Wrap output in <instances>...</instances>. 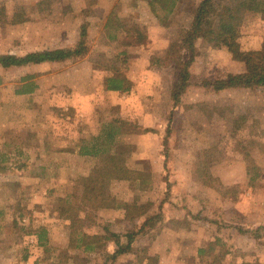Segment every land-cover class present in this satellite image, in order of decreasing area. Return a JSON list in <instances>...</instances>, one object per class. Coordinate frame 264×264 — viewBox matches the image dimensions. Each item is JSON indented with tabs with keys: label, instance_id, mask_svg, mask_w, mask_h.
<instances>
[{
	"label": "rangeland",
	"instance_id": "1",
	"mask_svg": "<svg viewBox=\"0 0 264 264\" xmlns=\"http://www.w3.org/2000/svg\"><path fill=\"white\" fill-rule=\"evenodd\" d=\"M190 1L179 0L168 15L169 25L163 26L151 12V0H0V54L72 46L84 23L95 25L83 58L0 69V205L5 208L2 216L14 219L0 223L11 225L0 245H19L17 261L106 264L103 252L88 253L77 247L82 235L103 234L102 228L91 225L86 216L61 217L59 199L82 194L93 168L88 173L84 170L98 166L99 159L79 155L80 148L91 147L96 136L117 129L118 124L109 123L121 118L136 120L156 133L137 134L134 126H127L116 144L103 141L105 155L115 145L122 151L128 172L120 180L107 176L101 193L121 206H157L171 199L185 208L171 214L175 212L172 204L164 206L170 217H165L151 248L152 254L159 255V263L264 264V242L230 239L234 231L228 230L264 224V88L215 92L202 86L205 79L244 73L246 61L264 59V19L246 14L233 52L200 41L192 86L175 108L171 95L178 76L174 63L167 66L166 57L170 44L180 40L193 22L186 10ZM230 1L216 2L222 8ZM111 13L128 28L116 41H110L99 27ZM136 29L146 40L127 46L129 30ZM153 59L165 60V64L154 65ZM29 75H34L32 81L38 88L30 95H16L26 83L22 79ZM108 77L126 78L131 91H105ZM77 103L82 109L73 106ZM34 105L37 109L28 112ZM50 137H55L58 149L50 155L36 152L29 159L10 155L21 141L43 143ZM3 139L11 143L4 142V147ZM68 150L92 160L85 162L86 168L82 163L75 168L60 158ZM24 160L29 165L23 167ZM248 169L258 175L254 186L249 184ZM137 176L140 180H134ZM174 181L181 184L171 191L167 184ZM124 215L122 209H102L97 221L122 232L126 230ZM42 230L46 234L40 242ZM216 238L223 239L227 248L234 247V252L225 255ZM108 246L110 250L115 247L113 243ZM128 261L122 259L119 264Z\"/></svg>",
	"mask_w": 264,
	"mask_h": 264
},
{
	"label": "trees",
	"instance_id": "2",
	"mask_svg": "<svg viewBox=\"0 0 264 264\" xmlns=\"http://www.w3.org/2000/svg\"><path fill=\"white\" fill-rule=\"evenodd\" d=\"M217 0H192L186 10L192 15L193 22L186 31L182 32L180 40L170 44L167 53V66L174 63L173 68L178 76L177 82L172 89L173 106L176 108L187 89L192 86V70L196 59L199 56L198 44L204 41L208 44L233 52L238 46L241 37V28L245 21L247 13L260 15L264 19V0H233L219 8ZM179 0H151V12L156 19L162 22L163 26L169 25L168 15H172ZM128 28L123 25L118 15L111 13L104 26V32L110 41H116L121 31ZM125 32V31H124ZM131 41L127 46L141 45L146 40L138 29L130 31ZM90 24L84 23L80 28V38L76 44L64 48L46 49L40 51H31L24 55L18 54H0V69L28 68L30 66L65 63L75 61L85 57L90 48ZM128 36V34H127ZM153 59L154 65L165 64V60ZM34 75L24 77L23 87L16 91V95H30L38 88L32 80ZM131 82L126 78L108 77L104 80V89L107 92L126 93L131 91ZM202 86L215 92L254 90L264 88V59L259 62L246 61V71L238 75H228L216 79H205ZM134 124L132 125V122ZM118 124L117 129H111L105 136L98 135L93 139L91 147H82L79 155L89 156L99 159L98 166H95L85 180L81 195H71L68 198H61L59 215L68 218V220L77 219L79 216H86L94 227L102 228L103 234L82 235L78 240V249L83 252H103L105 263L119 264L122 259L128 258L126 264H159V255L152 254L151 248L157 241L160 231L163 229V223L166 217L164 206L166 203L172 204L173 208H178L171 199H163L157 206L153 203L148 205L125 204L121 206L107 199L101 193V186L105 178L110 176L112 180L124 178L128 170L124 167L125 159L122 151L113 146V152L105 155L101 150L103 141L106 140L110 145L116 144L117 137L127 126H134V132L137 134H148L154 132L137 124L133 119H114L109 125ZM169 130V129H168ZM156 133V131L154 132ZM122 134V135H123ZM164 161H167V152L164 155ZM249 184L254 186L258 179L257 174H251L247 170ZM134 180L140 178L134 177ZM144 181H142L143 183ZM181 182L175 181L168 187L178 188ZM169 192V191H168ZM171 193V192H170ZM169 196V195H168ZM102 209H122L125 212L123 223L125 231H114L108 225H103L97 221L98 212ZM197 218V217H195ZM234 231L229 238L245 236L254 239L257 242H264V224L255 228H244L242 226H233L228 229ZM37 234V233H36ZM46 234L42 230L39 235V241ZM109 243L115 245L113 250L108 247ZM216 244L224 249L225 255H231L234 247L227 248L223 239L216 238ZM134 258V260H132Z\"/></svg>",
	"mask_w": 264,
	"mask_h": 264
},
{
	"label": "crops",
	"instance_id": "3",
	"mask_svg": "<svg viewBox=\"0 0 264 264\" xmlns=\"http://www.w3.org/2000/svg\"><path fill=\"white\" fill-rule=\"evenodd\" d=\"M112 10V9H111ZM103 21V20H102ZM107 22V21H106ZM89 23V22H88ZM90 24V23H89ZM106 24V23H105ZM105 24H104V22H103V24L102 23H100V25H99V27H100V29H104V26H105ZM93 26H95L94 24H92L91 26H90V28L92 29V27ZM112 93H118V92H112ZM75 108H81V106L77 103V104H74L73 105ZM36 110L37 109V106H33V107H30V108H28L27 110H28V112L30 111V110ZM82 109V108H81ZM4 140V139H3ZM45 142H43V143H40V142H37V143H30V142H26V141H21L20 143H18V145L17 146H15L14 147V150H15V153L14 154H11L10 153V155H15V157H18L19 159L20 158H23V157H26V158H28L29 159V156L30 155H34L36 152H40V155L41 156H44L45 155V153L47 154V155H50L51 153H53L55 150H58V149H56V140H55V137H50V138H48V139H46V140H44ZM4 142H10L11 143V141H9V139H6V140H4L3 141V145H4V147L6 146V143L4 144ZM9 143V144H10ZM2 157H4V155H1ZM61 159H68V161H70L73 165H74V167L75 168H77L78 166V164L79 163H82V165H81V167H84V168H86V164H85V162L86 161H91L92 159L91 158H86V157H81V156H79L76 152H74L73 150H68V153H65V155L63 156V157H60ZM31 161V160H30ZM24 163H23V167H25V166H27V165H29V163L26 161V160H24L23 161ZM32 162H33V160H32ZM31 162V163H32ZM26 164V165H25ZM31 166V165H30ZM80 166V165H79ZM89 168V167H88ZM91 168H94L93 166H91L89 169H88V171L85 169L84 171H86L87 173L88 172H90V170H91ZM16 171L18 170L19 171V169L18 168H14ZM80 170H82V169H80ZM17 171V172H18ZM20 172V171H19ZM31 175H32V173H30ZM2 175V179H3V174H1ZM30 177V176H29ZM5 178V177H4ZM29 179H35L33 176H31ZM34 195H36V194H34ZM0 202H1V200H0ZM1 204V203H0ZM2 205H0V223H4V221L5 220H10V222H12V221H14V219L12 218V219H9V218H7V217H5V216H2L3 214H4V211H5V208L3 207H1ZM171 206V208L172 209H174L175 210V212H173V213H171V214H176V212H179V210H182L183 211V209H185V208H183L182 207V205H177V207L178 208H173V206L172 205H170ZM167 216V215H166ZM170 217V216H169ZM169 217L167 216V219H169ZM177 217L179 218L180 217V215H178L177 214ZM184 219V218H183ZM5 227H8V228H6L5 229ZM11 227V225L9 224V223H6V224H1L0 225V239H3V236H4V233L6 232V233H8V234H10L9 233V231H7L9 228ZM181 234H185L183 231H179ZM189 235H191V232H189ZM237 238H245V236H238ZM0 244H1V240H0ZM19 245H17V246H10V245H7V247H4V246H2V245H0V264H25V260L24 261H21V262H19V260L17 261L15 258H16V255L17 254H19ZM175 252V249H173V253ZM163 262L162 261H160V263L159 264H162Z\"/></svg>",
	"mask_w": 264,
	"mask_h": 264
}]
</instances>
